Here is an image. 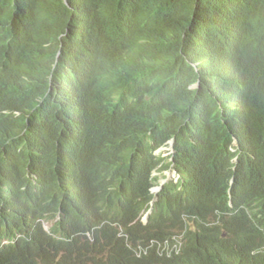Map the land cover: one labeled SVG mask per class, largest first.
<instances>
[{
	"label": "clouds",
	"instance_id": "clouds-1",
	"mask_svg": "<svg viewBox=\"0 0 264 264\" xmlns=\"http://www.w3.org/2000/svg\"><path fill=\"white\" fill-rule=\"evenodd\" d=\"M245 55L222 56L208 84L229 139L207 164L174 157L173 138L141 157L126 154L118 138L98 136L91 122L101 103L61 94L38 121L22 119L28 134H0V259L13 264L30 254L36 264H119L123 255L140 264L156 256L186 264V256L223 264L222 247L208 239L258 247L250 240L264 238V176L238 164L240 139L253 128L239 93ZM100 58L90 48L71 65L69 79L115 81L114 65L96 68ZM29 81L16 39L0 38V125L19 115L4 99ZM244 221L257 223L258 235L247 237ZM225 258L226 264H251L245 255Z\"/></svg>",
	"mask_w": 264,
	"mask_h": 264
},
{
	"label": "trees",
	"instance_id": "trees-1",
	"mask_svg": "<svg viewBox=\"0 0 264 264\" xmlns=\"http://www.w3.org/2000/svg\"><path fill=\"white\" fill-rule=\"evenodd\" d=\"M0 31V38L16 39L30 78L4 99L19 115L2 123L0 134L22 133V119L38 121L61 94L101 103L91 122L98 136L118 138L126 154L141 157L173 138L174 157L190 164L194 157L207 164L225 149L229 135L207 87L222 56L246 54L239 93L247 99L253 128L240 139L238 164L240 171L255 168L264 176V0H0ZM90 48L101 55L100 72L115 66V81L97 75L79 85L69 79L71 65ZM258 232L257 223L244 221L247 237ZM208 241L222 247L223 264L226 256L242 255L251 264H264V238L250 240L258 247ZM21 257L13 264H36L30 254ZM120 260L140 264L123 255ZM173 263L156 256L146 264ZM46 264H64V259Z\"/></svg>",
	"mask_w": 264,
	"mask_h": 264
}]
</instances>
